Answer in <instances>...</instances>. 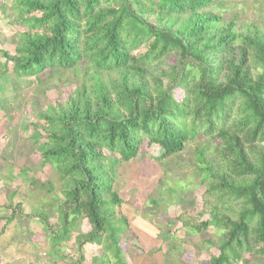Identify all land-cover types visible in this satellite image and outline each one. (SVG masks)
I'll return each mask as SVG.
<instances>
[{
    "label": "trees",
    "instance_id": "16d2710c",
    "mask_svg": "<svg viewBox=\"0 0 264 264\" xmlns=\"http://www.w3.org/2000/svg\"><path fill=\"white\" fill-rule=\"evenodd\" d=\"M17 1L16 46L14 55L2 54L0 79L22 84L34 76L43 84L55 78L74 90L35 114L34 154L39 171L49 167L50 175L31 177L30 187L44 193L42 205L29 212L23 203L5 205L12 211L1 216L6 224L17 211L39 220L51 257L64 264H87V245L102 251L92 264H130L124 248L130 225L118 216L124 201L110 160L129 164L146 142L147 149L163 151L160 161L193 153L202 210L196 217L183 212L177 221L213 250L206 264H264V12L258 23V0ZM163 177L161 188L171 183ZM175 185L161 199L183 205L179 192L193 186ZM160 195L148 197L158 209ZM81 221L89 231L74 234ZM166 234V241L174 237ZM71 243L79 263L64 251Z\"/></svg>",
    "mask_w": 264,
    "mask_h": 264
},
{
    "label": "rangeland",
    "instance_id": "374dc122",
    "mask_svg": "<svg viewBox=\"0 0 264 264\" xmlns=\"http://www.w3.org/2000/svg\"><path fill=\"white\" fill-rule=\"evenodd\" d=\"M244 1L251 2V0ZM17 5V0H0V71L6 65L2 54L7 52L14 55L16 33L19 30L13 24L14 10ZM263 12L264 3L258 0L260 14H258V23L259 17L260 20L262 19ZM8 68L9 71L12 70L10 64ZM27 80L22 84H16L14 81L9 82L8 79H0V230L3 231L0 246L14 252L15 261L10 264H48L50 260L64 264L59 258L51 257L52 249L48 244L49 233H43V226L39 220H25L24 215L19 216L20 212L17 211L13 222L6 224L4 221L5 217L12 216V211L5 208V205L12 204V207H17L18 204L23 203L25 204L23 212H29V207L38 209L42 205L41 196L44 193L30 187L31 177L33 173H36L35 176L45 180L50 175V169L46 167L43 173L39 171L41 160L39 155L34 154L38 145L32 140V124L36 122L35 114L41 108L47 104L54 106L57 101L66 100L67 95L74 90V85L58 84L55 78L43 84H40L34 76ZM56 86L58 88H55ZM48 87L52 88L44 92ZM179 96L180 94L177 93V97ZM213 144L207 142L209 149L213 148ZM190 150L160 161L157 158L162 156L163 151L156 146L147 149L145 142L141 155L131 163L118 164L113 159L110 160V167L113 169L115 178L114 189L119 192L124 201L121 208L117 210L118 216H124L130 225L126 234L129 239L124 246L126 252H129L126 259L130 264H183L184 262L185 264H206L208 262L213 250L209 253L208 247L202 246L203 239L200 235L189 233L177 221L183 212L196 217L202 210L200 195L204 187L199 186L200 180L196 174L192 173L190 165L193 153L189 152ZM209 154H213V150L206 153L208 158H210ZM163 173H165L163 178L171 183L161 188L158 184ZM52 181L56 183L57 179L53 177ZM178 182L193 186L191 190L179 192L184 197L185 204H166L161 199V195L176 186ZM155 194H161V197L157 199L160 209L148 198ZM44 210L48 211L47 208ZM49 217L50 223L56 224V214L50 211ZM168 230L174 237L166 241ZM22 231L26 232L22 233ZM88 231L87 223L81 221L74 229V234ZM209 232L212 233L213 230L210 229ZM207 236L209 239L212 234L208 233ZM166 243H168L167 246ZM174 245L180 251H168ZM64 248L68 259L74 258L73 260L79 263L80 259L74 244L71 243ZM158 248L159 252H153V249ZM62 254L63 252L58 253L60 258L63 257ZM82 254L85 262L92 264V258L100 256L102 251L98 247L87 245Z\"/></svg>",
    "mask_w": 264,
    "mask_h": 264
},
{
    "label": "crops",
    "instance_id": "0c3cea01",
    "mask_svg": "<svg viewBox=\"0 0 264 264\" xmlns=\"http://www.w3.org/2000/svg\"><path fill=\"white\" fill-rule=\"evenodd\" d=\"M1 233H2V229L0 230V239L2 238ZM14 259H15V255L13 251L10 252L9 249L0 246V264H10L15 261Z\"/></svg>",
    "mask_w": 264,
    "mask_h": 264
}]
</instances>
